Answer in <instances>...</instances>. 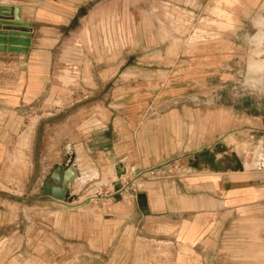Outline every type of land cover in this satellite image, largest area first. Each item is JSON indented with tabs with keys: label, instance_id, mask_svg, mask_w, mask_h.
Segmentation results:
<instances>
[{
	"label": "rangeland",
	"instance_id": "374dc122",
	"mask_svg": "<svg viewBox=\"0 0 264 264\" xmlns=\"http://www.w3.org/2000/svg\"><path fill=\"white\" fill-rule=\"evenodd\" d=\"M54 40L21 66L0 65V130H14L17 121L21 128L14 138L0 137V264L13 258L25 264L18 250L30 233L47 228L40 213L56 189L46 184L55 167L32 159L31 133L39 117L61 107H68L65 116L85 108L86 121L99 114L102 122L111 112L141 108L157 121L179 110L189 124L188 142L194 129L199 151L209 148V156L197 157L200 164L209 158L214 168L238 172L264 196V0H94ZM103 103L106 108H92ZM79 148L88 168L108 177L112 165L101 166L87 147L66 149V158L74 161ZM57 160L61 167L63 155ZM70 188L76 191L75 183ZM103 189L110 187L89 185L80 195ZM74 198L68 202L76 206ZM48 245L39 240L35 255L43 257ZM158 248L144 264L172 256Z\"/></svg>",
	"mask_w": 264,
	"mask_h": 264
},
{
	"label": "crops",
	"instance_id": "0c3cea01",
	"mask_svg": "<svg viewBox=\"0 0 264 264\" xmlns=\"http://www.w3.org/2000/svg\"><path fill=\"white\" fill-rule=\"evenodd\" d=\"M91 1L0 0V6L15 9L14 17L0 16V23H30L33 30L29 52L0 51V65L21 66L42 52V47L53 48L55 35L61 38L62 31L84 16ZM64 79L72 78L67 73ZM97 107L106 105H92ZM66 108L39 117L31 133L32 159L44 158L45 165L55 167V172L58 157L63 155V166L68 160L66 149L80 145L87 147L94 159L103 163L101 166L112 165L115 178L109 180L111 171L104 177L103 169L95 168L99 178L81 185L77 162L82 167L92 165L77 149L72 160L77 172L72 181L76 191L69 184L65 190L68 199L53 196L42 202L44 211L40 215L49 222L47 228L42 226L35 234L30 233L27 245L18 250L25 264H144L152 257L153 247L172 255L157 264H264L261 188L257 191L245 176L229 173L222 165L214 168L209 158L202 166L197 157L209 156V148L199 151L194 129L188 142L189 124L179 110L157 121L143 115L141 108L111 112L108 121L102 122L99 114L86 121L82 116L85 108L78 115L65 116ZM13 127L7 132L0 130V137L19 135V121ZM3 153L0 144V158ZM158 167L156 179H137L139 173ZM134 178L137 180L129 183L128 179ZM51 180L53 188H61L53 177ZM89 185L110 189H103L99 195L81 196L80 190ZM72 198L76 206L68 202ZM39 240L49 244L43 257L35 255ZM8 264H20V260L13 258Z\"/></svg>",
	"mask_w": 264,
	"mask_h": 264
},
{
	"label": "water",
	"instance_id": "95a60500",
	"mask_svg": "<svg viewBox=\"0 0 264 264\" xmlns=\"http://www.w3.org/2000/svg\"><path fill=\"white\" fill-rule=\"evenodd\" d=\"M15 9L12 7H2L0 6V16L4 17H14ZM0 25H4L6 27L0 28V51L1 52H17V53H28L31 45V37H32V26L30 23L25 22H5L0 23ZM9 26V27H7ZM13 27H16L15 29ZM10 36V37H7ZM15 36V37H11ZM9 45V46H5ZM63 176L62 181L60 183L61 189L56 188L53 192L54 197L59 198H69L68 193H64L68 188V185L74 181L77 176V172L75 168L72 166V161H65L62 166Z\"/></svg>",
	"mask_w": 264,
	"mask_h": 264
},
{
	"label": "bare ground",
	"instance_id": "6f19581e",
	"mask_svg": "<svg viewBox=\"0 0 264 264\" xmlns=\"http://www.w3.org/2000/svg\"><path fill=\"white\" fill-rule=\"evenodd\" d=\"M7 27H9V26H7ZM259 156H261V155H259ZM62 176H63V169L61 167H59L58 169L55 170V172L53 173V176H52L53 179H54V182L57 185H60V183L62 181ZM96 177L99 178V174L97 173L96 170H94L93 168H88V167H85V166H83V167L80 166V175L78 176V178L80 180L79 183L81 185L84 184V183H86V182H88L91 179H95ZM47 188L48 189H51L53 187H52L51 184H49L47 186Z\"/></svg>",
	"mask_w": 264,
	"mask_h": 264
},
{
	"label": "built area",
	"instance_id": "2783aa9c",
	"mask_svg": "<svg viewBox=\"0 0 264 264\" xmlns=\"http://www.w3.org/2000/svg\"><path fill=\"white\" fill-rule=\"evenodd\" d=\"M160 169H150L148 171H144V172H141L137 175V179L138 178H148L149 176L150 177H158L159 176V172Z\"/></svg>",
	"mask_w": 264,
	"mask_h": 264
}]
</instances>
